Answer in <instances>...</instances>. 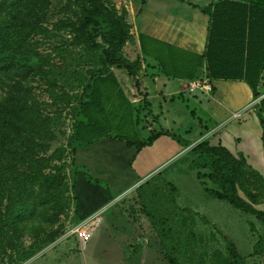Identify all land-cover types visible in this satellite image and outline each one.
<instances>
[{
    "label": "trees",
    "instance_id": "obj_1",
    "mask_svg": "<svg viewBox=\"0 0 264 264\" xmlns=\"http://www.w3.org/2000/svg\"><path fill=\"white\" fill-rule=\"evenodd\" d=\"M144 1L140 0V7ZM74 3L79 11L54 23L53 29L65 31L71 45L81 46L77 64L86 67L84 72H77L69 64L61 68L49 64V58L39 54L31 43L32 36L46 30L43 22L49 0L0 2V11L6 15L0 23V70L12 81L0 95V258L6 257L11 264L29 259L61 234L60 219L70 208L76 177L75 167L68 170L66 148L50 150L52 126L59 121L61 112L43 115L31 87L23 82L36 76L46 80L52 101L71 109L75 117L67 141L71 154L103 137L122 141L136 151L151 145L161 135L171 137L183 147L192 144L157 123L150 102L141 92L140 59L130 60L123 51L132 40L125 13H119L109 0ZM191 5L208 16V27L204 51L194 59V71L183 78H196L195 69L204 65L209 81H243L250 88L252 99H258L264 86V0H217L203 7ZM139 11L140 8L137 14ZM139 41L141 52L146 55L140 34ZM33 58H37V65L32 63ZM113 69L128 77L137 90L138 101L128 98ZM66 85L76 90L69 94ZM253 110L264 132V96L253 105ZM262 141L264 147V138ZM188 154L191 158L187 168L195 171L200 181L208 179L213 185L203 187L209 197L224 201L263 224V233L253 245L252 254L264 253V207H258L264 204V176L242 153L234 155L220 142L213 143L208 138L192 145ZM151 179L165 185L168 200L175 205L176 186L161 171ZM151 179L139 184L136 190L141 207L166 249L171 225L164 208L155 207L150 198L156 187ZM38 218L50 230L25 246L27 224ZM178 218L184 220L180 215ZM30 228L36 237L43 231L42 227ZM173 233L179 247L185 248L183 232L174 228ZM225 251L214 252L217 264H246L232 242H226ZM165 258L169 264H181L174 251H167Z\"/></svg>",
    "mask_w": 264,
    "mask_h": 264
},
{
    "label": "rangeland",
    "instance_id": "obj_2",
    "mask_svg": "<svg viewBox=\"0 0 264 264\" xmlns=\"http://www.w3.org/2000/svg\"><path fill=\"white\" fill-rule=\"evenodd\" d=\"M2 1L0 0V2ZM188 1L203 7L217 0ZM109 2L115 6L119 13H125L129 23L140 6V0H109ZM77 11L79 9L74 0H49L46 18L43 22L46 30L32 36L31 43L39 54L49 58V64L52 63L59 68L69 64L77 72H84L86 67L77 64L78 56L82 52L81 46L71 45L69 35L65 31L53 29L54 23L73 17ZM5 20V13L0 11V23ZM129 45L131 43H128L127 47ZM164 56L167 70L171 73H179V75L189 71L187 69L194 63L193 57L177 51H165ZM32 63L37 65V58H33ZM48 67L49 65L45 63V68ZM191 70H193V66ZM6 74L0 70V95L12 83ZM23 83L27 87H31L32 97L43 115L53 116L54 113L61 112L59 121L52 126L54 138L50 141V150L65 147L68 170H71L72 154L67 146L75 121L71 109L62 103L52 101L48 91L49 83L46 80L36 76L33 80ZM65 90L72 94L76 89L73 91L70 86L66 85ZM260 92L261 96H264V86H261ZM210 93L211 90L206 96H199V100L186 97L188 100L185 99L183 102L176 99L172 103L166 101L163 104V108L166 107L169 111L167 112L168 117L173 113L178 123L169 125L173 133L194 142L199 139L200 133H205L204 137L208 135L209 132H205L206 129L203 125H207L206 127L210 129L213 125V116L217 112V109L213 107ZM258 99L254 100L253 105ZM157 123L159 124V122ZM187 129L190 130V133L184 132ZM189 158L191 156H188ZM256 167L255 169L264 176V168L260 164ZM203 172L205 171L203 170ZM161 174L177 188L175 205L169 202L168 191L163 183L151 179L152 176L146 179H151L156 186L149 194L153 199L152 202L156 205L155 207L164 208L168 214L171 229L167 230L169 233L166 249L145 214V209L141 207L136 187L144 182L142 181L131 187L127 191L128 193L124 192L122 196H117L93 213L97 214L100 220L94 234L86 244L80 245L76 235H68L69 228L80 221L77 216L72 215L70 205L67 215L61 216L62 232L58 238L19 264H169L165 258L167 251H174L181 264H217L214 260V252L226 253L225 244L227 241L236 246L238 253L245 257L246 264H264V253L252 254L253 245L259 235L263 233V224L255 217L241 212L224 201L209 197L203 187H212L211 182L208 179L202 181L197 179L195 171L189 170L184 163H174L163 170ZM78 188L80 191L82 190L80 186ZM73 191H75V183ZM72 202H74V197L71 204ZM258 207L262 208L264 204ZM178 215L184 220L180 221ZM30 226L39 230L42 227L43 231L37 234L38 237L33 236L34 231ZM27 227L23 237L25 246L39 238V234H45L44 232L50 230V226L44 223L41 218L30 221ZM174 228L183 232L184 243L187 244L185 248L179 247L178 239L173 233ZM0 264L11 263L6 257H2Z\"/></svg>",
    "mask_w": 264,
    "mask_h": 264
},
{
    "label": "crops",
    "instance_id": "obj_3",
    "mask_svg": "<svg viewBox=\"0 0 264 264\" xmlns=\"http://www.w3.org/2000/svg\"><path fill=\"white\" fill-rule=\"evenodd\" d=\"M191 4L194 3L188 0H145L141 7L138 6L130 22L132 42H127L123 51L130 60L139 57L140 90L150 102V109L157 122L170 132L172 130L169 125L178 123L173 113L168 117L169 111L163 108V104L166 101L172 103L176 99L183 102L186 97L199 100V96L208 94L199 87L192 89V82L207 81L212 85L214 89L209 96L217 112L210 129L203 125L208 135L204 137L205 133H200L196 142L186 139L192 143L188 147L181 146L169 136L161 135L139 151L109 137L76 148L71 155V167L76 168L75 191L72 188L71 192L74 197L71 213L79 220L92 215L117 196H122L131 187L162 172L168 166L178 162L187 166L188 150L205 138L213 143L220 142L234 155L242 153L253 168L259 164L264 168V132L254 113V100L248 85L243 81H209L204 74V65L195 69L197 77L192 80L183 78L192 72L191 65L187 69L189 71L180 73L183 75L171 73L166 68L165 51H177L194 59L204 51L208 16ZM139 34L142 35L146 55L141 52ZM128 43L131 45L127 47ZM113 71L128 98L132 102L138 101L137 90L128 77L119 70ZM184 132L190 133V130Z\"/></svg>",
    "mask_w": 264,
    "mask_h": 264
},
{
    "label": "built area",
    "instance_id": "obj_4",
    "mask_svg": "<svg viewBox=\"0 0 264 264\" xmlns=\"http://www.w3.org/2000/svg\"><path fill=\"white\" fill-rule=\"evenodd\" d=\"M190 87L192 89L199 87L207 92L211 90V86L207 83V81H203L202 83L200 81L192 82L190 84ZM99 220L100 217L97 214L89 215L83 218L82 220H80L71 228H69L68 235H76L79 244L84 245L94 234Z\"/></svg>",
    "mask_w": 264,
    "mask_h": 264
},
{
    "label": "water",
    "instance_id": "obj_5",
    "mask_svg": "<svg viewBox=\"0 0 264 264\" xmlns=\"http://www.w3.org/2000/svg\"><path fill=\"white\" fill-rule=\"evenodd\" d=\"M262 96H260L259 98H261Z\"/></svg>",
    "mask_w": 264,
    "mask_h": 264
}]
</instances>
